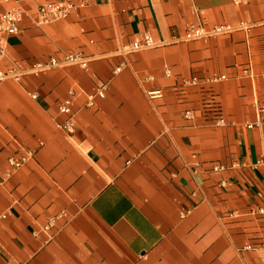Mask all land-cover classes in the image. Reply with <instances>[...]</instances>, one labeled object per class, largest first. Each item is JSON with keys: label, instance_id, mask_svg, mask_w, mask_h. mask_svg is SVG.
Returning a JSON list of instances; mask_svg holds the SVG:
<instances>
[{"label": "crops", "instance_id": "crops-1", "mask_svg": "<svg viewBox=\"0 0 264 264\" xmlns=\"http://www.w3.org/2000/svg\"><path fill=\"white\" fill-rule=\"evenodd\" d=\"M43 1L0 0L23 11L1 59L20 78L0 81V264H264V0H69L37 24ZM239 20L249 28L183 37ZM144 31L155 45L128 51ZM73 51L85 67L32 72Z\"/></svg>", "mask_w": 264, "mask_h": 264}, {"label": "built area", "instance_id": "built-area-1", "mask_svg": "<svg viewBox=\"0 0 264 264\" xmlns=\"http://www.w3.org/2000/svg\"><path fill=\"white\" fill-rule=\"evenodd\" d=\"M248 0H231L234 4H242L247 2ZM75 8V5L69 0H47L40 2L36 6V17L35 21L37 24L47 23L62 17H65L71 10ZM22 10L19 8H9L0 11V81L6 78H12L14 80H19L20 73L18 70L14 69L13 67L5 68L1 66V59L5 54V47H6V40L5 36L8 34H12L18 31V24L21 20ZM249 23L244 20H239L236 24H229V23H216L208 27H204L202 24H189L184 32L183 37L185 39H193V38H205L209 36H217L220 34L229 33L235 27L248 29ZM155 45V41L152 36L144 31L140 34L137 39L130 41L126 49L128 51L131 50H139L143 48H148ZM86 58L78 51L67 52L62 55L61 58L57 59L55 57H49L46 62H39L35 63L32 67L33 73L44 72L45 70L57 66L59 64L68 63V64H76L81 67L86 66ZM246 71V70H245ZM163 72L165 75L170 74V69L168 66H164ZM223 78L224 75L219 76H212L210 79H217ZM196 78L191 77L190 79L182 80V84L193 83L195 82ZM105 85L102 84L99 86L93 93H89L87 95V103L91 104V100L94 95L96 96H103L104 87ZM73 91L71 89L68 90V95L65 98H62L57 102V110L59 112H70V104H71V96ZM32 96H34L32 94ZM208 109L211 114L210 120L215 125H222L224 124L225 120L222 116L219 107L215 100H207V104L204 106ZM72 115L70 114L67 120L59 124L64 129H69L73 125ZM183 117L189 118L191 117V111L189 109H185L182 112ZM256 124V122L254 123ZM247 126H252L253 124L247 123ZM25 151H20L17 148L13 150V152L8 155L7 161L11 165L12 168L19 167L25 160L26 157ZM214 167L220 168V165H215ZM65 218V213L60 210L50 216L41 226L40 230L44 233L45 240H49L54 235L55 231L57 230L56 226V219L58 218Z\"/></svg>", "mask_w": 264, "mask_h": 264}]
</instances>
